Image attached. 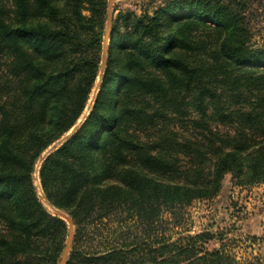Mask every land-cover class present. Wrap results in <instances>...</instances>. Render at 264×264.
Wrapping results in <instances>:
<instances>
[{
	"label": "trees",
	"instance_id": "trees-1",
	"mask_svg": "<svg viewBox=\"0 0 264 264\" xmlns=\"http://www.w3.org/2000/svg\"><path fill=\"white\" fill-rule=\"evenodd\" d=\"M107 0H0V264H58L67 225L32 174L99 75ZM264 0H164L112 17L84 121L38 168L74 232L66 264H240L162 230L195 201L264 183ZM177 222L175 225H178ZM107 230V236H103Z\"/></svg>",
	"mask_w": 264,
	"mask_h": 264
},
{
	"label": "rangeland",
	"instance_id": "rangeland-1",
	"mask_svg": "<svg viewBox=\"0 0 264 264\" xmlns=\"http://www.w3.org/2000/svg\"><path fill=\"white\" fill-rule=\"evenodd\" d=\"M3 1L7 2V0ZM163 1L113 0V18L118 14L128 12L139 15L143 10L151 13ZM252 33L256 43H264L263 10L255 15L252 22ZM93 95L94 88L75 126L80 125L88 115L93 103ZM64 136L56 142H61ZM51 146L42 153L41 157L47 155L46 152ZM40 163L39 159L35 164L32 174L33 184L43 207L54 215L42 198L43 194L38 180ZM177 222H179L178 225H175ZM161 228L173 239L205 232L212 234L213 239L205 244L207 250H216L223 243L226 245L227 252L234 256L240 264H264V183L242 188L236 187L232 185L230 175H226L222 182V189L214 200L195 201L175 218L164 215ZM103 236H107V230H103Z\"/></svg>",
	"mask_w": 264,
	"mask_h": 264
},
{
	"label": "water",
	"instance_id": "water-1",
	"mask_svg": "<svg viewBox=\"0 0 264 264\" xmlns=\"http://www.w3.org/2000/svg\"><path fill=\"white\" fill-rule=\"evenodd\" d=\"M112 5H113V0H107L106 3V17H105V31L103 34V43H102V57H101V65H100V70H99V75L97 78V82L95 84L94 87V95L92 96V100L95 97V94L97 92V89L100 85L101 82V78H102V74H103V70H104V65H105V60H106V50H107V41L110 35V27H111V21H112V17H113V9H112ZM77 129V126L73 127L70 131V133L66 136H64L61 139V142H56L55 144H53L49 150L46 152V154H48L49 152H52L53 150L56 149V147L58 145H60L71 133H73L75 130ZM45 156H42L40 158V161H42L44 159ZM45 204L51 209V211L53 212V214L57 217H59L60 219L64 220L67 224V237L64 243V247L63 250L61 252V256L59 258V262L58 264H66L67 263V258L69 256V252L71 249V244H72V239H73V232H74V226L72 223L71 218L66 215L64 212L59 211L55 208H53L45 199V197H42Z\"/></svg>",
	"mask_w": 264,
	"mask_h": 264
}]
</instances>
